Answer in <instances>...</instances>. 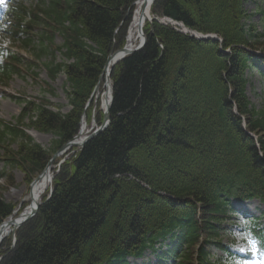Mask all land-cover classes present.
<instances>
[{
	"label": "trees",
	"instance_id": "trees-1",
	"mask_svg": "<svg viewBox=\"0 0 264 264\" xmlns=\"http://www.w3.org/2000/svg\"><path fill=\"white\" fill-rule=\"evenodd\" d=\"M245 1L155 2L157 17L222 42L198 41L158 22L147 26L145 47L112 70L109 127L64 162L52 196L17 231L15 246L10 239L0 246V264H127L165 241L161 260L177 264H205L211 246L226 250L220 227L241 213L233 203L264 205V109L246 97L247 72L264 76V9L259 32L246 23ZM135 2L44 0L30 11L22 3L9 8L13 31L6 33L38 31V52L50 58L44 68L52 81L66 77L71 111L25 102L16 125L0 131L6 168L32 181L77 135L107 58L125 45ZM56 36L63 43L52 49ZM11 61L0 82L26 63ZM32 130L52 135L51 148L34 142ZM14 211L0 194V225ZM252 225L244 230L260 237Z\"/></svg>",
	"mask_w": 264,
	"mask_h": 264
},
{
	"label": "rangeland",
	"instance_id": "rangeland-1",
	"mask_svg": "<svg viewBox=\"0 0 264 264\" xmlns=\"http://www.w3.org/2000/svg\"><path fill=\"white\" fill-rule=\"evenodd\" d=\"M21 3L30 10H33L35 6L43 3V0H22ZM19 5V4H18ZM16 5V7L18 6ZM243 8L249 19L246 21L247 25H255L259 32L263 30L262 14L259 9H264V0H246ZM7 31H13L12 26L4 25L0 26V70L2 67L11 61V57H16L19 60L26 63H22L18 66V75H13L9 80L0 82V131L4 124H10L15 126L17 119L22 114V110L25 106V102H35L41 104L42 102L48 103L50 110L68 114L71 111L69 101L66 94V77L62 74L59 75L57 80L52 81L45 68L44 64L50 62V58L44 55L42 52H38L41 47V41L37 38L39 36L36 31H32V34L20 35L19 38L14 39ZM29 37H32L33 43L30 47H26L24 42H27ZM63 43L59 36L55 37L54 46L52 49L61 46ZM40 58L38 59L37 56ZM56 62L61 63L62 58L59 53L55 54ZM30 65V66H29ZM31 65H36L35 68L30 69ZM15 67V66H13ZM248 79V85L246 88V97L250 104L257 110L264 109V76L258 72V69L248 71L246 74ZM0 78H3L0 76ZM101 117V116H100ZM36 133L37 138L33 133ZM28 135L33 138L34 142L39 144L45 149H50L54 137L50 134H42L34 130L28 131ZM15 144L10 148L11 151L17 150V144L19 141H15ZM72 153L68 152L63 157L58 158L53 165L65 161ZM70 158V157H69ZM68 158V159H69ZM2 160V157H0ZM0 194L7 203L15 206L16 212L18 209L25 208L26 204L23 203L32 181L21 170H11L6 168L4 162L0 161ZM247 205V209L252 211L255 216H260V211L264 209L257 202H251ZM249 214V213H247ZM238 221L234 220L230 223L232 232L223 234V244L231 247L233 250H237L238 254L243 256L246 252H240L238 249L240 246H246L242 241L240 233L234 229L233 226L238 225L243 227L242 220L238 217ZM262 228V226H261ZM263 229V228H262ZM264 231V230H263ZM12 240V238H8ZM168 245V242H166ZM160 252H145L144 256L140 260H130L129 264H158V255ZM220 258L225 259V255L218 251L213 250L211 259L218 260ZM264 263V259L262 260ZM165 264H174L172 261H168Z\"/></svg>",
	"mask_w": 264,
	"mask_h": 264
},
{
	"label": "bare ground",
	"instance_id": "bare-ground-1",
	"mask_svg": "<svg viewBox=\"0 0 264 264\" xmlns=\"http://www.w3.org/2000/svg\"><path fill=\"white\" fill-rule=\"evenodd\" d=\"M156 1L157 0H136L124 48L135 49L140 46L146 36L145 29L147 26H151L155 22L153 21L155 18H161L153 13V6ZM110 72L111 67L104 73L100 84L94 91L92 99L81 118L76 139L73 142V146L68 151L72 153L71 155L69 154L70 156L79 152L85 139L92 134L96 127H100L104 121L112 98L113 84ZM33 134L35 138L38 137L35 132ZM58 172V166L53 165L52 168H47L41 176L39 175V179H37L38 176L33 181L23 201V203L26 204L25 208L18 209L10 218L0 225V246L8 238H13L18 231L17 225L26 217H29L44 199H47L54 187V180Z\"/></svg>",
	"mask_w": 264,
	"mask_h": 264
},
{
	"label": "water",
	"instance_id": "water-1",
	"mask_svg": "<svg viewBox=\"0 0 264 264\" xmlns=\"http://www.w3.org/2000/svg\"><path fill=\"white\" fill-rule=\"evenodd\" d=\"M135 4H136V3L133 4V7L135 6ZM153 21H155V22H160L161 24H165V25H171V26H173L175 29H177L178 32H180V33H182V34H185V35H189L190 37H193V38H195V39H197V40H200V41H206V40H213V41H215V40H218V38H217L216 36H214V35H203V34H200V33L196 32V31H191V30H189L188 28H186L185 25H183L182 23L175 22V21H173V20H171V19H167V18H166V19L160 20V19H158V18H155ZM146 42H147V38H146V36H145V38H144V40H143V43H142L140 46H138L137 48H135V49L121 48V49H119V50L113 52V53L107 58V60H106V64H105V67H104L103 73H102V75H101V77H100V79H99V82H98V84H97L95 90L97 89L98 85L100 84V82H101V80H102V77H103L104 73L106 72V70H107L109 67H111V72H110V76H111L112 70L114 69V67H115L118 63H120L121 61H123L124 59H126L127 57H129L130 55H133L134 53L141 51V50L144 48V46L146 45ZM95 90H94V91H95ZM112 102H113V86H112V98H111V102H110V105H109V107H108V112H107V114L105 115V118H104L103 123L101 124L100 127H96V128L93 130L92 134L89 135V136L85 139V141L82 143V146H81L79 152H81V151L83 150L84 146H85L90 140H92L93 138H95L96 136H98L99 134H101L102 132H104V131L108 128V126L110 125V122H111L110 110H111ZM75 139H76V137H74L72 141L66 143V144H65V145H64V146H63V147H62V148H61V149H60V150H59V151L53 156V158H52L51 161L49 162V164H48V166L46 167V169H47V168H52L54 162H55L60 156H63L64 154H66V153L69 151V149L73 146V142H74ZM46 169H45V171H46ZM45 171H44V172H45ZM44 172H43V173H44ZM43 173H42V174H43ZM42 174H41V175H42ZM41 175H40V176H41ZM40 176H39L37 179H39ZM52 193H53V190L51 191L49 198L51 197ZM41 205H42V204H39V206L34 210V212H33L32 214L29 215V217H26L24 220H22V221L17 225V230L20 229L25 223H27L28 221H30L31 219H33V218L37 215V213H38V211H39ZM15 242H16V239H14V243H15Z\"/></svg>",
	"mask_w": 264,
	"mask_h": 264
},
{
	"label": "snow or ice",
	"instance_id": "snow-or-ice-1",
	"mask_svg": "<svg viewBox=\"0 0 264 264\" xmlns=\"http://www.w3.org/2000/svg\"><path fill=\"white\" fill-rule=\"evenodd\" d=\"M245 227L247 226V221H244ZM242 239H245L247 241V247L245 246H240L239 251L240 252H247L251 251L252 253L256 252V241L252 238L251 233H245L242 237ZM236 264H239L237 261Z\"/></svg>",
	"mask_w": 264,
	"mask_h": 264
}]
</instances>
